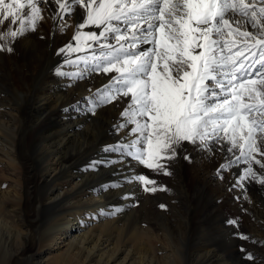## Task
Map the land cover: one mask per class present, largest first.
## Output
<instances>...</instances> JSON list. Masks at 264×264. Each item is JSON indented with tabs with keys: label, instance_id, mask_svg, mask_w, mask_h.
Masks as SVG:
<instances>
[{
	"label": "bare ground",
	"instance_id": "bare-ground-1",
	"mask_svg": "<svg viewBox=\"0 0 264 264\" xmlns=\"http://www.w3.org/2000/svg\"><path fill=\"white\" fill-rule=\"evenodd\" d=\"M61 23L44 11L36 30L11 42L8 46L13 51L4 54L5 59L0 56V91L4 92L0 96V158L8 159L7 171L13 175L25 170L30 184L27 187L24 180L22 188L20 176L8 177L11 190H0V264H256L245 258L236 241L240 239L232 232L234 224L220 208L223 202L230 204L233 195L227 189L236 183V169L244 166L233 169L232 176L226 174L224 187L216 188L212 187L215 171L201 179L202 165L191 167L200 160L220 169L226 162H220L222 153L216 155L217 151L190 144L186 153L192 187L182 174L184 163H173L172 181L162 179L171 188V196L159 194V202L170 205L168 214H136L159 203L154 193L144 190L142 182L128 185L134 200L142 201L140 208H134V200L124 195L125 187H117L121 182L116 178L103 182L106 175L98 177L101 171L96 168L102 169V165L93 166L98 162L94 155L126 135L127 130L117 132L113 127L121 120L125 104L115 101L92 114L82 96L91 97L108 78L96 73L83 79L71 75L77 71L76 65L65 63L58 50L72 40L75 27L68 19L69 27L61 32ZM58 71L68 75H58ZM73 103L82 117H75ZM108 157L115 161L109 163L111 172L142 167L130 157L123 161L119 153H109ZM78 164L84 167L79 169ZM0 175L7 177L3 172ZM235 187L241 194L242 188ZM119 193L124 197L117 202ZM254 197L249 208L263 225L264 203ZM11 201L17 203L15 208L6 207ZM155 215L163 221H155ZM41 218H46L44 225L39 223ZM54 236L55 241L65 239L59 249L50 248Z\"/></svg>",
	"mask_w": 264,
	"mask_h": 264
},
{
	"label": "snow or ice",
	"instance_id": "snow-or-ice-1",
	"mask_svg": "<svg viewBox=\"0 0 264 264\" xmlns=\"http://www.w3.org/2000/svg\"><path fill=\"white\" fill-rule=\"evenodd\" d=\"M44 11L63 22L61 32L73 21L72 40L58 50L76 65L71 75L108 78L86 98L92 114L125 104L113 127L126 135L104 151L171 175L187 143L221 152L220 171L244 166L234 187L264 186L255 170H264V0H0V51L12 52ZM135 179L157 190L146 175Z\"/></svg>",
	"mask_w": 264,
	"mask_h": 264
},
{
	"label": "rangeland",
	"instance_id": "rangeland-1",
	"mask_svg": "<svg viewBox=\"0 0 264 264\" xmlns=\"http://www.w3.org/2000/svg\"><path fill=\"white\" fill-rule=\"evenodd\" d=\"M8 52L9 51H7V50L0 51V56H2L3 59H5L4 54H8ZM3 95H4V92L3 91H0V96H3ZM86 98H90V97L82 96V100H84L85 102H86ZM4 101H7V99H4ZM106 105H109V104H106ZM71 108H72V111L75 112V117L76 118L82 117V114L80 113V111L78 109H76L74 103L71 104ZM60 113L61 112H59V114ZM76 125L78 126V124H76ZM81 128H82V125L79 128L77 127V132L78 133L80 132ZM188 148H190V144L185 143L184 146H183V148L178 153L179 156L177 155V157L174 160H172V161L169 162V165L170 166L168 167V171L171 173V175H164L162 172H160V173L153 172L152 169L147 168V167H143L142 164H141L142 167L141 166H139V168L137 167L138 170H133V171H130V172H129V170H124V171H121V172L115 171L116 172L115 173V172H111V169L109 167V163H100L102 165L101 166L102 169L96 168V171H98V170L101 171L99 173V176H98L99 178H104V175H106L105 178H104L105 181H103V182H108V180L111 179V178H116V180H118L119 182H121L122 185L117 186V187H120L122 189H123V187H125V190L126 191H125L124 195L127 194L128 195V198L131 201L134 200V196H132L131 194H129L130 191L128 192L127 189L130 186H128V185H130V183H132V181H133V183L137 182V180L135 179L136 176H138L140 174H144L148 178L155 180V182H156L155 185H151V186L148 185V187L149 188L156 187L157 190L156 191H150V194L154 193V195L156 196L155 197L156 198V201L159 202L160 200H162V197H159L160 196L159 194L161 192L167 193L168 198H170V196H171L170 195L171 188L168 187L167 185L163 184L162 183V179L164 178V179H167V180H171L172 181V178H174V175H173L174 173L173 172L175 170V168L173 166V163L176 164V162L178 163L180 161L182 163H184L182 165V169H183L182 170V174L185 175V178L189 181L188 185L190 187H192V179H190V177L188 176L189 168H188L187 164L189 163V161H188V159H185L184 158L185 156H188V153H186L187 152L186 149H188ZM94 150H96V148H94ZM218 153L221 154V152L217 151V154L216 155H219ZM108 154H109V152H106V151H103V152L101 151L100 152L99 151L97 153V156L94 155V159H95V161H100V160L101 161H110V158L108 157ZM223 156L224 155L222 154V157H221L222 160H220V162H222V161L225 160V158ZM218 158H219V156H218ZM124 160L127 161V158L123 157V161ZM207 161L208 160H206L205 162H207ZM195 162L197 164H195L194 167L191 166V165H189V164L188 165L191 166L192 168H196L197 166H201L202 165L203 172H200L199 175H198V176H200L201 179L207 178L209 176L208 175L209 173L211 174V172L214 173V171H215V174L216 175H214V176L212 175V177H213V179H212V187H215V188H216V186L224 187L222 185V181L224 180V176L226 174L232 176V172L234 171L233 169H235L237 167V166H234V168H229L228 170L226 169L224 171H220L219 168L218 169H214L212 167H208V164L207 163H204L205 165L204 164H201L202 162L200 160L199 161L198 160H195ZM215 162H217V160H215ZM7 166H9V168ZM81 167H84V165L83 164H78V167L77 168L80 169ZM9 169H10V165H9L8 159H6V157L1 156V158H0V172H3V174H6L7 177H3V176L0 175V190H2V191L3 190H5V191H10L11 190L9 187L12 185V181L8 177L17 178L18 176H20L21 177L20 183L22 185V188H23V185H24V180H25V183L27 184V187L30 186V184H29V182L27 180L28 176H26V171L25 170H22V171H18L17 170V172H15V174L13 175L12 173H10V171H7ZM256 169H259L258 166H256ZM259 170L261 172H264V170H261V169H259ZM149 171H151L153 173L154 177H153V175L150 176L151 174L149 173ZM128 178L130 180L127 182V179ZM166 184H169V183H166ZM190 187H189V189H190ZM253 188L258 189V190H253ZM160 189H165V190H160ZM16 191L19 194L22 193V190L21 189H16ZM227 191L230 194L233 195V198L230 200L231 201L230 204L228 203L229 205L226 202L225 203L223 202L220 205V208H221V211H222L223 215H227L229 218H231V220H232V222L234 224V227H235L234 229L235 230H232V232H234V235L237 236L238 239H240V240H236V241L239 242V244L241 245V249H243L242 252H244L245 258L246 257H249V255H251L253 257V260L256 262V264H264V228H263L264 227V224L262 225L260 223V220L259 219H255L254 215L252 214L253 212L251 213V210L249 208V206L251 205V203H253L256 200V198L254 197L255 195H257L258 198H260L261 200H263V203H264V195L261 196V194H263L262 192L264 191V186H261L260 184L255 183V182L248 183V184L246 182V186L242 188V193L243 194L242 193L240 194L241 191L237 190V188L234 187V186L229 187L227 189ZM248 192H249V194H248ZM258 192L259 193L261 192V193L259 194ZM122 194L119 193L116 196L117 198H115V200L118 199L117 202H119L120 200H123L124 195H122ZM252 194H253V196H252ZM121 197H122V199H121ZM135 201H136L137 204L135 203ZM141 202H142L141 200H139L137 197H135V200H134V203H133L134 208H136V207L140 208V206H141L140 203ZM220 202H221V199H219L218 203H220ZM164 203L165 202H163V203L162 202L155 203V207L152 206L151 209H148V207H146V209H142L139 213H136V214L137 215L138 214H141L140 217H143V215L146 212H149L148 216H152V213H155V212H157V215H159L158 212H163L165 214H168V212L170 210V205H168V203H165V204ZM16 204L17 203L15 201H11L10 203H6V207L15 208L16 207ZM229 206H231L232 208L229 207ZM233 206H235V207H233ZM30 207L31 206H29V208ZM159 207H160V209H159ZM107 208L108 207H106V209ZM109 208H111V207H109ZM13 214H17V213H13ZM157 215H155L156 216L155 217V221L157 220L158 222H160L159 220H161L162 217L161 216H157ZM45 219L46 218H41L40 221H39V223L41 225H44L45 224ZM174 220L175 219L172 218L173 223H175ZM162 221H163V219H162ZM212 226H213V228H212V230H213L214 229V225H212ZM54 237H55V239L52 238V240L50 241V248H56V249L61 248L60 246L63 244V241H65V239H59V241H55L56 240V236H54ZM241 237H247V239H242ZM127 241H129L128 240V235H127ZM156 245H164V246H166L164 242H156ZM44 258H45V256H43L42 259H44ZM234 264H236V263H234Z\"/></svg>",
	"mask_w": 264,
	"mask_h": 264
}]
</instances>
